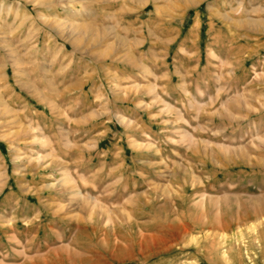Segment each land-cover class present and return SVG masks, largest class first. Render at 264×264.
<instances>
[{
  "label": "rangeland",
  "instance_id": "1",
  "mask_svg": "<svg viewBox=\"0 0 264 264\" xmlns=\"http://www.w3.org/2000/svg\"><path fill=\"white\" fill-rule=\"evenodd\" d=\"M201 29L230 68H194ZM175 30V125L67 133V78L144 82ZM0 264H264V0H0Z\"/></svg>",
  "mask_w": 264,
  "mask_h": 264
},
{
  "label": "crops",
  "instance_id": "2",
  "mask_svg": "<svg viewBox=\"0 0 264 264\" xmlns=\"http://www.w3.org/2000/svg\"><path fill=\"white\" fill-rule=\"evenodd\" d=\"M159 34L162 35L152 31L143 34L144 37H159L163 40L161 44H164L159 49H150L148 54L152 61L145 62L144 66L135 69L138 76H141L140 72L146 77L144 82L138 77H133L132 72L126 75L124 72L120 73L119 80L112 86L101 81L96 73L89 74L87 70L83 73L80 71L78 77L67 78V133H87V128L94 125L97 128L95 131H98L101 125L102 132L110 134L111 137L100 139L98 146L104 142L113 144L116 136L121 134L122 137L117 139L120 147L123 143H141L140 136L155 137L164 131L163 126L175 125L176 116L170 117L167 114L169 104L175 112H183L184 86H190L192 91H195L196 81H200L196 80L194 74L191 80L184 78L185 67L174 65L173 58L171 62L168 61L171 56L167 48L168 38L185 37L184 32L175 30L172 33L164 31ZM214 38L210 32H204L202 29L196 35L195 43L199 46L194 45L192 49L195 52L192 56L199 54L197 66L194 67L197 70H224L228 66L230 68V65H227L230 63L229 56H225L221 48L216 46ZM184 49L186 48L181 47V52ZM190 62L191 58L187 59V76ZM192 99L196 103L202 101L203 105L212 100L207 95L201 100L195 94H192ZM106 113H109V117L103 122ZM70 124L78 126L79 129L70 130ZM127 148L130 149V145H127Z\"/></svg>",
  "mask_w": 264,
  "mask_h": 264
}]
</instances>
